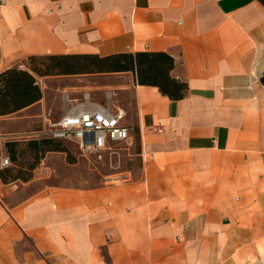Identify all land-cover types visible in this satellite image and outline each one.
I'll return each mask as SVG.
<instances>
[{"label":"crops","instance_id":"obj_1","mask_svg":"<svg viewBox=\"0 0 264 264\" xmlns=\"http://www.w3.org/2000/svg\"><path fill=\"white\" fill-rule=\"evenodd\" d=\"M136 51L169 53L185 96L130 72L36 76L62 89L61 117L124 111L140 174L0 179V264H264V0H0V72L30 55ZM43 92L0 116V160L51 123L34 113Z\"/></svg>","mask_w":264,"mask_h":264},{"label":"trees","instance_id":"obj_2","mask_svg":"<svg viewBox=\"0 0 264 264\" xmlns=\"http://www.w3.org/2000/svg\"><path fill=\"white\" fill-rule=\"evenodd\" d=\"M27 63V68L15 66L0 72V116L12 114L42 98L36 76L130 72L137 84L155 86L170 100H180L187 92V84L171 75L175 60L165 51L119 52L104 56L95 53L30 55ZM28 139L24 144L33 160L29 173L21 178L24 182L31 179V171L46 153L59 151L68 155L61 140L47 136ZM19 144L21 142L16 139L5 142L10 161L16 160ZM9 171L8 167L0 168L3 183L20 179Z\"/></svg>","mask_w":264,"mask_h":264},{"label":"rangeland","instance_id":"obj_3","mask_svg":"<svg viewBox=\"0 0 264 264\" xmlns=\"http://www.w3.org/2000/svg\"><path fill=\"white\" fill-rule=\"evenodd\" d=\"M42 89L44 91L43 102L41 103L42 108L41 110L35 108L34 113H42V120L46 117L51 123H54L61 117L64 111L63 101L60 97L62 89L60 88L54 91L53 89H47L45 86H43L41 90ZM38 129L39 128H35L34 130L36 131ZM29 133L30 132L27 134L29 135ZM132 134L133 136L130 142L114 144L111 150H106L104 152L102 159H98L95 156L83 155L73 141L61 140L62 144L68 151V155L66 152L56 151L54 153L59 152L64 159L58 161L49 159V164L46 162L42 163L41 160L31 171V179L34 177L40 180L55 178L56 183L67 181L71 186L77 187L83 181L86 183H92L96 179L99 181H101V179L103 181H117V177L119 176L114 177L111 175L118 173L119 171H130L131 176L137 177L140 174V164L142 161L141 152L143 146L140 134H138L135 129L132 130ZM18 140L21 144L17 147L16 160L10 161V164L7 167L10 168L11 171L9 172L12 176L17 175L20 178L12 182L22 183L24 181L21 178L29 173L28 169L33 159L32 153L24 144L25 141L30 139L21 138ZM53 162L56 164L55 170L50 166ZM103 184H109V182H104Z\"/></svg>","mask_w":264,"mask_h":264},{"label":"built area","instance_id":"obj_4","mask_svg":"<svg viewBox=\"0 0 264 264\" xmlns=\"http://www.w3.org/2000/svg\"><path fill=\"white\" fill-rule=\"evenodd\" d=\"M122 110L107 108L76 109L63 115L56 123L47 124L46 129L33 131L27 137H52L73 141L83 155L102 159L106 150L114 144L130 142L132 132L125 124ZM10 164L8 157L0 160V168Z\"/></svg>","mask_w":264,"mask_h":264}]
</instances>
